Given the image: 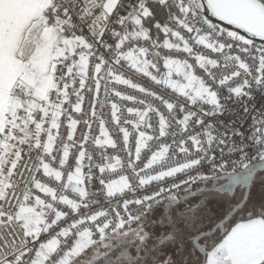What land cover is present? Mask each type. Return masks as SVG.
Returning a JSON list of instances; mask_svg holds the SVG:
<instances>
[{"label":"snow or ice","instance_id":"1","mask_svg":"<svg viewBox=\"0 0 264 264\" xmlns=\"http://www.w3.org/2000/svg\"><path fill=\"white\" fill-rule=\"evenodd\" d=\"M0 264H264V0H0Z\"/></svg>","mask_w":264,"mask_h":264},{"label":"built area","instance_id":"2","mask_svg":"<svg viewBox=\"0 0 264 264\" xmlns=\"http://www.w3.org/2000/svg\"><path fill=\"white\" fill-rule=\"evenodd\" d=\"M257 100H258V102L260 101V97L259 96L257 97Z\"/></svg>","mask_w":264,"mask_h":264}]
</instances>
